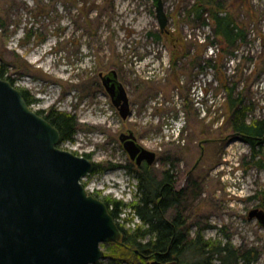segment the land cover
<instances>
[{"label": "rangeland", "instance_id": "rangeland-1", "mask_svg": "<svg viewBox=\"0 0 264 264\" xmlns=\"http://www.w3.org/2000/svg\"><path fill=\"white\" fill-rule=\"evenodd\" d=\"M196 1L164 0L168 35L153 0H0V66L33 98L32 110L76 117V135L59 147L94 163L82 180L88 193L104 202L137 200L141 169L120 141L129 129L157 154L148 166L155 175L172 170L186 191L169 219L180 211L186 236L200 231L206 240L256 249V264H264V228L249 218L264 210V155L253 158L229 122V89L248 122L264 120V0H217L247 31V42L231 50L213 25L188 16ZM112 70L129 95L126 120L100 78ZM176 123L179 140L170 135ZM117 220L131 231L143 227L127 207ZM125 248L101 244L105 258L96 264H146Z\"/></svg>", "mask_w": 264, "mask_h": 264}, {"label": "water", "instance_id": "water-1", "mask_svg": "<svg viewBox=\"0 0 264 264\" xmlns=\"http://www.w3.org/2000/svg\"><path fill=\"white\" fill-rule=\"evenodd\" d=\"M153 3L164 32L165 2ZM101 78L121 117H131L117 72ZM120 139L137 165L156 162L157 154L140 145L133 131ZM60 142L59 130L32 110L11 82L0 79V264H96L105 258L101 244L121 241L106 203L82 183L94 163L61 149ZM249 218L264 228V210H252Z\"/></svg>", "mask_w": 264, "mask_h": 264}, {"label": "trees", "instance_id": "trees-1", "mask_svg": "<svg viewBox=\"0 0 264 264\" xmlns=\"http://www.w3.org/2000/svg\"><path fill=\"white\" fill-rule=\"evenodd\" d=\"M206 13L207 16H205ZM192 15L195 20L201 21L204 25H213L215 35L223 39L228 50L248 40L245 25L240 23L235 15L229 13L224 4L217 3V0L196 1L188 11V16ZM208 18L212 23L207 21ZM2 26H4L3 23ZM162 33L170 35L171 31L167 29ZM161 37L156 35L157 39ZM34 41L39 45L44 42V38H35ZM0 79L9 81L11 79L4 66H0ZM10 82L13 85V82ZM19 90L30 106L33 98L27 91ZM232 90L229 89L230 128L235 135L240 136L251 146L253 158L264 155V120L248 122V111L240 106L241 99L236 101L231 98ZM38 114L43 115L44 119L59 130L61 142L73 140L78 129L76 117L65 111L56 113L52 111L49 115H44L41 112ZM169 174L170 170H165L162 172V177L158 178L153 170L144 166L140 173H135L138 179V198L135 202L124 203L123 201L105 199L115 220L118 219L120 208L127 207L142 221L143 227L138 226L132 231L117 222L122 232L121 240L129 248L124 247L125 255L143 260L142 255L152 254L149 258H155L162 262L177 260L178 264H256L260 258L256 249L240 250L230 242L206 240L200 231H197L192 238L184 235L182 228L185 221L181 218L180 211H177L176 219L166 220L167 210H179L183 202L182 198L186 194V191L175 192L170 189L175 182L171 181V185L166 184L167 181H170ZM171 176L173 178L172 173ZM194 184L196 185V182ZM163 187L164 194L161 195ZM159 202L160 208L158 207ZM137 250L141 256L136 255Z\"/></svg>", "mask_w": 264, "mask_h": 264}, {"label": "flooded vegetation", "instance_id": "flooded-vegetation-1", "mask_svg": "<svg viewBox=\"0 0 264 264\" xmlns=\"http://www.w3.org/2000/svg\"><path fill=\"white\" fill-rule=\"evenodd\" d=\"M112 71H115V70H112ZM111 72V71H110ZM110 72H108V73H110ZM117 72V71H116ZM108 73H106V74H108ZM102 74V73H101ZM101 74H100V78H101ZM106 74H103V76L104 75H106ZM117 75H118V73H117ZM101 81H102V78H101ZM118 81L120 82V83H122L121 81H120V79H119V75H118ZM102 84H103V81H102ZM123 84V83H122ZM104 86V85H103ZM123 86H124V84H123ZM125 87V86H124ZM105 88V87H104ZM126 89V88H125ZM106 90V89H105ZM127 91V90H126ZM127 94H128V92H127ZM128 97H129V95H128ZM113 103V102H112ZM42 116V115H41ZM130 130L128 129V130H126L125 132H123V133H126V134H128V132H129ZM123 133H121V135L123 134ZM121 135H120V137H121ZM120 141H121V139H120ZM121 143H122V141H121ZM122 145H123V143H122ZM124 147V146H123ZM157 160H158V156H157V158H156V162H157ZM132 161H134L135 163H136V161L135 160H132ZM136 166L137 167H139L140 169L141 168H143L144 166H148V164H147V162L146 161H143V163L139 166V165H137V163H136ZM150 166V165H149ZM151 167V166H150ZM195 169H196V167H194L191 171H189L188 173H187V181L189 180L190 181V179H191V176H192V174L194 173V171H195ZM170 170V169H169ZM171 173L173 174V178H172V176H171ZM171 177V178H170ZM168 179L170 180V181H167V183L166 184H168V185H171L172 184V182H175L174 183V185H173V187H170V189L172 190V191H175V192H179V191H185V189H183V188H180V189H178L177 188V185H178V180H179V177H178V175L175 173H173V171L172 170H170V174H169V176H168ZM172 181V182H171ZM96 195H94V196H96L97 197V195L100 197V193L99 192H96L95 193ZM160 194L161 195H163L164 194V187L161 189V192H160ZM158 207L160 208V202H159V204H158ZM170 211V212H169ZM171 214V209H169V210H167V212H166V220H170L169 219V215ZM184 234V233H183ZM185 235V234H184ZM118 244H121L122 246H124V247H127V246H125V243L121 240ZM128 248V247H127ZM129 249V248H128ZM170 249V248H169ZM140 253L138 252V253H136V255H139ZM139 256H141V254L139 255ZM150 256H152V254H145V255H142L141 257H143V260H145L146 261V264H149V262L150 261H153L155 258H149ZM146 258V259H145ZM152 259V260H151ZM158 260V259H157ZM171 261H173V260H170V261H167V262H163L164 264H167V263H169V262H171Z\"/></svg>", "mask_w": 264, "mask_h": 264}, {"label": "built area", "instance_id": "built-area-1", "mask_svg": "<svg viewBox=\"0 0 264 264\" xmlns=\"http://www.w3.org/2000/svg\"><path fill=\"white\" fill-rule=\"evenodd\" d=\"M196 92V91H195ZM200 105V104H199ZM176 125H178L177 123L175 124V129L170 133L171 136H174V140H179L180 139V136H181V133H182V130L178 127H176ZM173 126V124H172Z\"/></svg>", "mask_w": 264, "mask_h": 264}, {"label": "bare ground", "instance_id": "bare-ground-1", "mask_svg": "<svg viewBox=\"0 0 264 264\" xmlns=\"http://www.w3.org/2000/svg\"><path fill=\"white\" fill-rule=\"evenodd\" d=\"M149 166V165H148ZM95 195V194H94ZM258 209V208H257ZM262 210V209H261ZM170 212V211H169ZM181 220V219H180ZM186 226V225H185ZM184 227V226H183ZM150 238V237H149ZM138 251V250H137ZM140 255V254H139ZM139 257V256H138ZM146 259V258H145ZM152 260V259H151ZM144 261V260H143ZM177 261V260H176Z\"/></svg>", "mask_w": 264, "mask_h": 264}]
</instances>
